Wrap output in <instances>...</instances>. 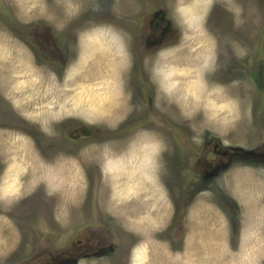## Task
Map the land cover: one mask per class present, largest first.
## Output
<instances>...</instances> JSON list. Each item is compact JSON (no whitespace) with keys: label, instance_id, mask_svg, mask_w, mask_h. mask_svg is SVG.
Returning <instances> with one entry per match:
<instances>
[{"label":"rangeland","instance_id":"374dc122","mask_svg":"<svg viewBox=\"0 0 264 264\" xmlns=\"http://www.w3.org/2000/svg\"><path fill=\"white\" fill-rule=\"evenodd\" d=\"M141 1L0 0V264L55 262L29 252L88 224L131 264H264V0L208 23L219 0H179L162 41Z\"/></svg>","mask_w":264,"mask_h":264},{"label":"flooded vegetation","instance_id":"af4514ba","mask_svg":"<svg viewBox=\"0 0 264 264\" xmlns=\"http://www.w3.org/2000/svg\"><path fill=\"white\" fill-rule=\"evenodd\" d=\"M232 1H237V0H219L214 2L213 6L211 7V10L209 11V17L207 23L216 22L217 20L222 18L223 15H228L231 17L233 15V12L230 9L229 4ZM141 2H143V0ZM250 2H252V0H250ZM144 3L145 5L150 4L152 9V11L149 14L145 13V18H148L146 24L150 23L149 28L151 32L154 34L161 35V37H163L162 39L160 38L161 41L168 39L170 36H171L170 38H175V39L178 38L181 31L177 26V24L175 23V19L178 18L177 17L178 10L176 6H179L180 4L179 0H149V1L144 0ZM143 28L145 29V27ZM153 44H157V42H153ZM17 114L20 115L19 113ZM75 121H77V119L71 120L72 123H74ZM21 122L25 124H30L31 126L33 124V123L31 124L28 120H25L22 117H21ZM79 130H81V128H79ZM97 130H98V136H103L105 134H108L109 137L111 135L109 133V130L114 131L113 129H107V128H103L102 130L99 129ZM115 140L111 139V141H115ZM6 158L7 156H5L4 154H2V152H0V173L6 169V163H7ZM263 158L264 157H262V159ZM78 163L82 164L81 161H79ZM232 164H233V157H228L226 159L221 158L220 164L214 167V170L211 173H207V174L209 176H212V175H221L223 173H227L232 168ZM95 173H97V180L100 181V175H101L100 170H98L97 172L95 170ZM88 188L92 191L95 189L93 187V184L91 186L90 182L88 183ZM224 189L226 191L223 190L221 192V197H223L224 200H228L229 203H224L223 205L228 206V208L230 206H233L234 208L238 209L239 208L238 199L233 197L232 194H230L226 188ZM215 211H217L218 214L221 216V218H223V220L226 222L225 219L226 211L220 209ZM48 214H50L49 211ZM52 216L53 213H51L50 219L46 217L45 220L48 221L49 223L51 222V224L55 227L54 230H58L59 232H62L63 235H67L68 231H70L67 229V227L69 226L64 224L65 221H63V219L58 220ZM181 218L182 216L180 217V219L177 220L178 224L181 225V227L179 228V226L177 225L172 229H176L177 231L179 229V231L181 230V232H184V228L182 224L183 220ZM103 226L104 228L102 227L99 229L95 228L96 226L95 227L89 226V224L86 226H82L81 228L78 227L77 230L74 231V236L69 239V241L66 243V246L63 249L59 251H53L52 250L53 247L49 246V248H44L43 250V248L39 246L29 252V258H33V259L40 258L41 257L40 255L43 256L45 254L41 259L53 258V260L55 261L52 262L51 259V262L49 264H54V263L55 264H86V263L93 264L92 262H90L92 258L93 259L105 258L107 256L112 255L114 256V258H116V264H131L132 250L129 245L130 243L128 244L123 238L124 236L122 233L124 231L118 228L116 229L112 228L109 225H103ZM105 227H108L107 231H109L110 233L107 236L104 234ZM186 236H187L186 233L185 234L180 233L178 235L183 245L186 244V240H187Z\"/></svg>","mask_w":264,"mask_h":264},{"label":"crops","instance_id":"0c3cea01","mask_svg":"<svg viewBox=\"0 0 264 264\" xmlns=\"http://www.w3.org/2000/svg\"><path fill=\"white\" fill-rule=\"evenodd\" d=\"M202 241H206V235L205 233H200L199 236H198Z\"/></svg>","mask_w":264,"mask_h":264},{"label":"bare ground","instance_id":"6f19581e","mask_svg":"<svg viewBox=\"0 0 264 264\" xmlns=\"http://www.w3.org/2000/svg\"><path fill=\"white\" fill-rule=\"evenodd\" d=\"M17 7V6H16ZM99 76V75H98ZM81 84V83H80ZM73 178V177H72ZM61 180V179H60ZM61 185V184H60ZM156 196V195H155ZM140 197V196H139ZM159 197V196H158ZM161 197V196H160ZM128 199V198H127ZM164 200H166V199H164ZM146 202V201H145ZM148 202V201H147ZM161 202V201H160ZM160 204V203H159ZM144 205H146V204H144ZM162 209V208H161ZM205 243L206 241H202V243ZM202 247H203V245H202ZM211 247V246H210ZM205 248H206V246H205ZM215 255V254H214ZM210 257V256H209ZM195 258V257H194ZM197 258V257H196Z\"/></svg>","mask_w":264,"mask_h":264}]
</instances>
